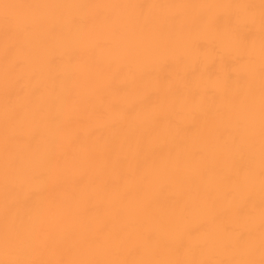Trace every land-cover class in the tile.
Here are the masks:
<instances>
[{
	"label": "bare ground",
	"instance_id": "obj_1",
	"mask_svg": "<svg viewBox=\"0 0 264 264\" xmlns=\"http://www.w3.org/2000/svg\"><path fill=\"white\" fill-rule=\"evenodd\" d=\"M0 264H264V0H0Z\"/></svg>",
	"mask_w": 264,
	"mask_h": 264
}]
</instances>
